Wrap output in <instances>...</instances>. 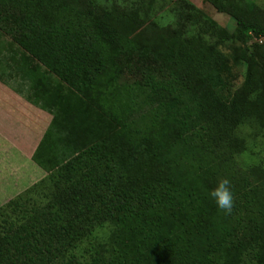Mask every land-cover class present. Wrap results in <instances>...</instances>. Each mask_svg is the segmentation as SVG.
<instances>
[{
	"label": "trees",
	"instance_id": "obj_1",
	"mask_svg": "<svg viewBox=\"0 0 264 264\" xmlns=\"http://www.w3.org/2000/svg\"><path fill=\"white\" fill-rule=\"evenodd\" d=\"M156 1L0 0V70L52 111L31 156L45 175L0 206L7 264H264V172L236 160L264 81L254 91L248 73L227 105L218 48L264 37V10L208 0L229 32L197 24L187 0ZM224 176L230 215L208 194Z\"/></svg>",
	"mask_w": 264,
	"mask_h": 264
},
{
	"label": "rangeland",
	"instance_id": "obj_2",
	"mask_svg": "<svg viewBox=\"0 0 264 264\" xmlns=\"http://www.w3.org/2000/svg\"><path fill=\"white\" fill-rule=\"evenodd\" d=\"M174 0H157L155 6L161 5L170 6ZM191 2L199 11L197 17V24L203 18L215 21L218 25L223 27L229 32H232L236 26V21L230 15L219 12L208 0H187ZM259 8L264 10V0H252ZM160 8V9H161ZM159 9V10H160ZM8 37H0V48L2 50L3 59L2 64L8 65L9 51L6 46ZM239 43H233L230 41L219 43L218 48L229 60L231 69L230 74L227 77L228 84L221 87L219 91L220 96L226 102L227 105H231L234 100V91L243 84H245L246 76L249 73V82L252 85V90L258 91L264 81V37L251 36L241 44V50H243L242 59H237L235 62L234 57L237 58L240 54V48L235 50V47ZM240 45V44H239ZM255 45L260 47L259 54L261 57H257L255 52ZM254 59L251 64V59ZM1 71V70H0ZM2 72V76L6 75ZM5 78H10L8 75ZM23 93V92H22ZM25 96L29 97L30 94L26 92ZM33 97V96H32ZM32 104L35 101L31 100ZM37 105V104H35ZM38 106V105H37ZM261 105H258L256 114L250 117L245 124L240 127L239 132L242 140L243 151L236 155V160L240 168L244 170L255 169L260 172H264V116L261 112ZM51 112V110H48ZM123 142V141H121ZM124 147V142L119 148ZM125 148L128 146L125 144ZM144 155L140 151H133L131 157L127 158V166L130 168H136L138 162L142 166ZM45 175V172L34 165L32 162L25 160L19 155H13L12 158L8 153L0 152V206L7 202L9 199L22 193L30 185L37 182ZM87 248V247H85ZM83 252V250H81ZM0 264H7V261L0 259Z\"/></svg>",
	"mask_w": 264,
	"mask_h": 264
},
{
	"label": "crops",
	"instance_id": "obj_3",
	"mask_svg": "<svg viewBox=\"0 0 264 264\" xmlns=\"http://www.w3.org/2000/svg\"><path fill=\"white\" fill-rule=\"evenodd\" d=\"M4 76L0 71V152L8 153L11 158L19 155L36 165L31 156L49 125L52 111L25 85ZM26 92L29 97L25 96ZM32 99L38 106L32 104Z\"/></svg>",
	"mask_w": 264,
	"mask_h": 264
},
{
	"label": "clouds",
	"instance_id": "obj_4",
	"mask_svg": "<svg viewBox=\"0 0 264 264\" xmlns=\"http://www.w3.org/2000/svg\"><path fill=\"white\" fill-rule=\"evenodd\" d=\"M217 207L226 215H230L235 205L232 182L229 177L224 176L218 180L215 188L209 193Z\"/></svg>",
	"mask_w": 264,
	"mask_h": 264
}]
</instances>
